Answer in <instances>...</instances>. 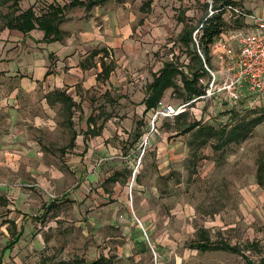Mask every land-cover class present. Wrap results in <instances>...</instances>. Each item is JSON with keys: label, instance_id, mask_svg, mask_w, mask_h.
Returning a JSON list of instances; mask_svg holds the SVG:
<instances>
[{"label": "rangeland", "instance_id": "1", "mask_svg": "<svg viewBox=\"0 0 264 264\" xmlns=\"http://www.w3.org/2000/svg\"><path fill=\"white\" fill-rule=\"evenodd\" d=\"M234 1L249 14L264 11L263 0ZM212 2L106 1L104 12L115 15L120 8L126 25L132 15L143 16L134 25L146 22L161 34L147 41L145 49H137L135 28L130 37L135 49H104L110 55L107 64L114 67L112 89L105 95L99 84L89 90L77 85L71 119L61 104L45 105V82L38 90L27 89L32 94L21 96L17 103L8 102L20 77L27 76L23 69L32 52L11 50L18 76L14 80L0 76V188L17 194L0 192L2 264L77 259L90 264L100 257L111 259V264H259L264 260V174L259 182L257 178L260 163L264 166V122L246 140L227 145L216 138L203 144L197 129L180 132L193 122L230 130L243 119L264 115V103L199 99L187 107L184 120L159 116L154 129L153 111L143 116L140 107L142 93L164 64L191 78L192 45H183L180 37L186 27L199 26ZM12 3L0 0V30L5 27L3 16L14 14ZM70 13L67 21L78 22L95 17L97 10L87 14L77 6ZM102 18H96V27L104 33ZM250 20L244 19L245 28H250ZM115 25L121 27L120 22ZM93 50L76 49L88 75L102 69L99 57L92 59ZM56 62V57L51 59L52 67ZM65 64L70 70L71 59ZM207 77L198 84L204 92L201 80ZM79 79L88 86L89 79ZM176 82L179 88L166 90L163 103H187L181 76ZM73 133L80 136V143L84 141L81 152L78 146L77 152L68 148ZM117 173L116 182H105ZM49 204L54 208L46 213ZM21 231L18 244L5 250ZM203 231L213 244L238 247L242 254L193 248L202 242Z\"/></svg>", "mask_w": 264, "mask_h": 264}, {"label": "trees", "instance_id": "2", "mask_svg": "<svg viewBox=\"0 0 264 264\" xmlns=\"http://www.w3.org/2000/svg\"><path fill=\"white\" fill-rule=\"evenodd\" d=\"M12 6L14 7L13 15H5V27L10 30H18L24 34H29L31 31L35 29H40L44 31L45 37L44 42L52 43L56 41H60L62 36V31L60 30V25L64 22L65 16L68 8L73 7H85L88 11L96 6L103 5L108 0H63L59 2L58 0H42L41 5H39L38 9L35 10L36 4L29 7L28 9L21 11L19 8V3L23 0H12ZM264 2V0H263ZM238 7L243 9L240 6V3L234 0H213L211 5V10L214 12L212 15L207 13V15L201 20L199 26L202 25L201 28V39L200 46L201 51L204 54L205 58L209 59L211 45L222 36L228 30L234 29H243L244 26V17H237L234 13L228 11L227 7ZM245 10V9H243ZM20 12V13H19ZM245 12H247L245 10ZM18 13V14H17ZM196 29V28H195ZM193 28L186 27L180 37V41L185 46L192 45V34L195 31ZM192 55L194 65L193 67L189 66V72L192 73L189 75L191 78H188L185 73L179 71L178 67L171 65L169 63L164 64L163 68L158 72V74L154 75L153 81L147 86V94L143 101L146 106V110L143 116H145L150 111H153L157 108L158 103L163 98L166 90L173 88L176 89L178 83L176 82V77L179 75L182 78V86H183V94L184 97L188 100L187 103H190L189 106L193 105L195 102H192L195 98H199L204 95L205 92L202 87H200L199 81L204 75H206V71L204 69L203 61L200 55L197 52V49L192 46ZM92 57L100 56L101 68L102 71L98 73L97 78L101 80H108L111 74L114 72V67L107 64L106 58H108L109 52L100 49L94 50L92 53ZM111 64V63H110ZM52 72L49 70L47 75ZM54 95L60 96L61 100L67 110L69 111L70 119L73 115L72 109L75 106L74 101L65 93L55 92ZM187 111L181 113L180 115L172 118L175 121L184 120L187 117ZM264 122V115H259L258 117L251 118L249 120L243 119L239 123H236L230 130L227 127H222L220 131H217L215 128L207 126L202 127L199 122H193L186 125V128L181 130L182 134H187L197 129L199 138H203L202 143L205 144L210 139H218L222 145H227L230 143H237L246 140L251 132ZM75 135L72 138V143L74 144ZM264 174V166L260 163L257 173L258 182L262 179ZM119 174H115L108 178L105 182L113 183L118 179ZM259 184H262L259 183ZM54 208V205H49L46 208V213L50 212ZM21 233L9 243V245L5 248H12L16 245L21 236ZM202 242L194 245L193 248L199 249L202 252L207 251H227L236 254H242V251L235 246H231L228 244H213L209 238V235L206 231H203L201 234ZM3 259V257H2ZM84 260H75L73 262L66 261H58L53 264H84ZM111 259L106 257H100L99 259L91 262L90 264H111ZM2 264V261H0ZM254 264V263H251ZM259 264H264V260H262Z\"/></svg>", "mask_w": 264, "mask_h": 264}, {"label": "crops", "instance_id": "3", "mask_svg": "<svg viewBox=\"0 0 264 264\" xmlns=\"http://www.w3.org/2000/svg\"><path fill=\"white\" fill-rule=\"evenodd\" d=\"M58 1L61 2L63 0H58ZM34 4H36V7H34V9L37 10L39 5H41V0H23L19 4L20 10L24 11L29 7L33 6ZM105 4L96 6L89 11L85 7H83L85 9V13L92 14L93 11L96 9L97 14L93 18L92 17L87 19L84 18L83 20L78 22L67 21L66 16L67 15L70 16L71 14L70 12L76 10L77 7L68 8L67 12H65L66 13L65 20L60 25V30L62 31L61 39L60 41H56L52 43L44 42L45 33L44 31L38 28L31 31L29 34H24L18 30H10L6 27L1 28L0 30V74L1 75L0 76H4L6 79L9 78L10 80L11 79L14 80L18 76L16 73L17 62L14 60V55L12 56L13 54L12 53L13 51H11L12 49H27V50L29 49L30 51H32L31 55L27 56L29 59L25 61L27 69L25 68L23 69L27 72V76L20 77L19 86H16L15 88L17 89L15 90V92L11 94V97L10 96L8 97L10 98L7 99L8 102L17 103L18 99L21 100V98L25 97V95L28 96L29 94H32L27 89H30L32 86H34V89L37 88L38 90L41 82H45L48 88V91L46 92L47 95L43 98L44 99L43 102L45 103V105L48 106H50L49 103H58L61 104L64 108H66L63 103V100H61V97L54 95L55 92L65 93L70 98H72L74 103H76L78 99V97H76L78 94L77 85L79 84H80L79 86L80 88L83 87V88H87L88 90L91 89L92 87L100 85L104 87L105 95H108L110 93L112 89L111 76L108 79L109 81L106 80L105 82V85L107 84L108 86H105L104 84L101 85L100 82L102 80L100 81L97 78L98 73H100L102 69L98 71V73L96 74L88 75L87 72L83 73L84 72L82 70L83 61L80 57L79 52H77L76 49H94V50L106 49L110 52L111 49H135L134 47H132L133 43L130 40V37L134 34L135 28H136L135 32L139 34L138 41L136 42L137 44L136 48L145 49L146 47L145 43L149 40H152V38H154L155 36H159L161 32L158 31L159 30L158 28L150 30V27L146 25L147 24L146 22L145 24H141V26L139 24L134 25L136 20H138L139 23L140 20L144 18L143 16L140 15H135V16L132 15L133 17L130 19L132 21L130 22V24L126 25L125 24L126 20L122 21L123 17H121L122 15L120 14L122 13L121 9L120 8L117 9L115 15L111 11L104 12L102 6H104ZM262 14H260L259 16H264V11ZM101 15H103L102 18L103 21L100 19L101 20L100 23L103 22L106 25L105 26L106 31L104 33L100 31L101 26L96 27L98 23L96 21V18L100 17ZM116 21L120 22L119 26L121 27H117L115 25ZM70 56L71 58L66 59L67 57ZM100 56L101 55L96 57H99L100 60ZM54 57L57 58V62L55 66L52 67L51 59H53ZM96 57H92V59H95ZM70 59H71V64H68L67 66L70 67L71 69L67 70L65 61H69ZM60 63H62L64 67L60 68L59 67ZM96 66L93 67L97 68ZM99 66H101V61ZM49 70L52 73L47 75ZM83 76L86 79H89V84L87 87L85 85V82L83 83L79 79V78L82 79ZM51 77L53 79H51ZM73 78L75 81L71 84L70 80H72ZM65 85L67 86L71 85V87L68 88ZM70 91H73V94H70L69 93ZM146 94H147V87H146V92L142 93L143 101L146 97ZM41 96L42 94L39 95V98ZM41 99L42 97L40 98V100ZM7 100L5 101V103H7ZM140 107H142L141 110L143 111V115H144L146 110L145 104L142 103ZM73 108H75V106ZM74 135H75V140L73 144L72 138ZM73 136L70 140L68 148L73 149V151L77 152L76 146H78V150L79 152H81L80 147L84 146V141L82 140L80 143L79 142L80 136H78L76 133H73ZM61 150H62L61 152L64 153L66 149H61ZM77 158L79 160H83V157L81 156ZM72 160L77 161L76 159H72ZM0 192L3 195L6 194L5 196L17 194L10 191L9 188L7 189L0 188Z\"/></svg>", "mask_w": 264, "mask_h": 264}, {"label": "built area", "instance_id": "4", "mask_svg": "<svg viewBox=\"0 0 264 264\" xmlns=\"http://www.w3.org/2000/svg\"><path fill=\"white\" fill-rule=\"evenodd\" d=\"M237 17L250 18V28L228 30L211 45L209 59L201 51V26L192 34V46L197 49L204 69L206 81L201 80L206 100L228 101L234 105L240 103H264V16L249 14L238 7H227ZM214 12L210 9V15ZM250 29V30H248ZM196 100L192 101L195 102ZM190 103L180 106L165 104L162 101L153 110V129L159 116L174 118L187 110ZM31 187V186H30ZM138 223L143 228L142 223Z\"/></svg>", "mask_w": 264, "mask_h": 264}]
</instances>
